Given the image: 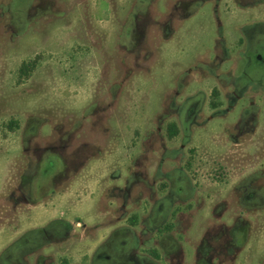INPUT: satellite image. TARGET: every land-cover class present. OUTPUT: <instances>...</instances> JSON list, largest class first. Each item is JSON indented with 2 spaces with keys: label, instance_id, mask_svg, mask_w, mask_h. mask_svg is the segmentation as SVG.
<instances>
[{
  "label": "flooded vegetation",
  "instance_id": "af4514ba",
  "mask_svg": "<svg viewBox=\"0 0 264 264\" xmlns=\"http://www.w3.org/2000/svg\"><path fill=\"white\" fill-rule=\"evenodd\" d=\"M248 2L245 8L240 0H171L170 16L156 19L158 29L178 45L176 62L183 57V65L198 62L176 65L181 66L175 79L181 105L164 110L155 127L168 140L179 141L159 156L157 175L173 171H162L163 159L179 164L174 170L179 178L188 169L204 175L205 166L212 165L219 186L216 246L219 254L234 259L243 256V249L255 251L246 256H264V185L258 184L264 181V0ZM130 19L136 42V30L150 20ZM210 22L212 43L206 41ZM207 48L218 58L236 53L234 76H213L214 69L200 62L209 56ZM195 69L200 74L190 76ZM210 80L220 87L203 93ZM196 85L202 86L194 91ZM91 112V124L56 126L43 131L53 133L46 136L35 127L19 135L18 126L4 127L20 139L0 141V228L9 230L0 237V264L161 261L159 240L175 226L176 213L184 211L170 204L168 209L160 198L151 210L150 231L140 240L132 228L136 214L129 211L131 163L139 156H131L128 129L113 124L109 110L100 115L96 105ZM160 187L168 188L164 197L172 195L170 184L160 182ZM175 190L180 193L183 185ZM140 244L146 245L144 254L135 253Z\"/></svg>",
  "mask_w": 264,
  "mask_h": 264
},
{
  "label": "rangeland",
  "instance_id": "374dc122",
  "mask_svg": "<svg viewBox=\"0 0 264 264\" xmlns=\"http://www.w3.org/2000/svg\"><path fill=\"white\" fill-rule=\"evenodd\" d=\"M249 3L240 0L241 7ZM170 7L171 0H0V141L20 139L6 126H18V135L35 127L46 136L53 133L43 131L56 126L91 124L96 105L100 115L109 110L112 123L128 129L131 156H139L131 163L129 211L136 214L137 225L132 228L140 240L148 235L151 210L160 198L168 209L170 204L171 209L184 211L176 213L175 226L161 236L162 258L157 264H264V256H246L255 252L249 249L236 259L218 253L219 186L212 165L205 166L204 175L195 176L188 169L179 178L174 171L179 164L163 159L162 171H173L157 175L159 156L171 152L172 141L179 139L168 140L155 126L164 110L181 105L175 94L180 67L198 63L183 65L184 57L176 62L180 53L176 41L158 29L156 19L170 16ZM133 17L150 20L136 30V42L130 35ZM208 25L206 41L212 43L214 28L211 22ZM205 51L209 56L200 62L214 69L213 76H234L235 52L224 59L208 48ZM195 70L190 76L200 74ZM202 87L203 93H209L220 85L210 80ZM160 182L171 185L172 195L164 197L168 188L162 190ZM178 183L183 190L175 194ZM8 233L0 228V237ZM171 245L176 247L172 253ZM145 246L135 253L144 254Z\"/></svg>",
  "mask_w": 264,
  "mask_h": 264
}]
</instances>
